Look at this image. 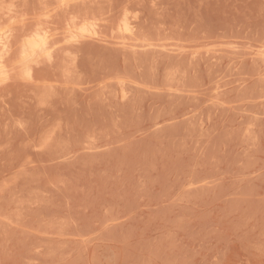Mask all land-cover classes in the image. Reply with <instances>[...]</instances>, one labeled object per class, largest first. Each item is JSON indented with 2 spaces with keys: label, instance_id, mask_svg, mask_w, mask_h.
<instances>
[{
  "label": "rangeland",
  "instance_id": "rangeland-1",
  "mask_svg": "<svg viewBox=\"0 0 264 264\" xmlns=\"http://www.w3.org/2000/svg\"><path fill=\"white\" fill-rule=\"evenodd\" d=\"M75 1L0 0V264H264V0Z\"/></svg>",
  "mask_w": 264,
  "mask_h": 264
},
{
  "label": "bare ground",
  "instance_id": "bare-ground-1",
  "mask_svg": "<svg viewBox=\"0 0 264 264\" xmlns=\"http://www.w3.org/2000/svg\"><path fill=\"white\" fill-rule=\"evenodd\" d=\"M46 1V0H45ZM88 0H86V2H87ZM30 2V1H29ZM58 2V1H57ZM82 2V1H81ZM83 3H84V1H83ZM57 4V3H56ZM84 5V4H83ZM82 5V6H83ZM90 6H91V4H90ZM89 6V7H90ZM31 7V6H30ZM47 7V6H46ZM51 7V6H50ZM77 7H81V5L79 6V4H77V2L75 1V0H62V2H61V5H60V8H59V10L61 11V13L62 14H71V13H73L74 12V10L77 8ZM16 8V7H15ZM1 9V8H0ZM54 9V8H53ZM2 10V9H1ZM111 10H112V8H111ZM5 11H6V9H5ZM16 11V10H15ZM32 11V10H31ZM4 12V11H3ZM7 12V11H6ZM12 13L11 11H8V13ZM107 12V11H106ZM7 13V14H8ZM18 13V12H17ZM53 13V12H52ZM60 13V12H59ZM111 13V12H110ZM5 14V13H4ZM3 14V15H4ZM48 14V13H47ZM112 14V13H111ZM9 15V14H8ZM25 15V14H24ZM29 15V14H28ZM36 15V14H35ZM53 15V14H52ZM59 15H61V14H59ZM12 16H14V15H12ZM12 16H10V17H12ZM22 16H23V14H22ZM27 16V15H26ZM34 16V15H33ZM36 16H38V15H36ZM78 16V15H77ZM100 16V15H99ZM112 16V15H111ZM9 17V16H8ZM28 17V16H27ZM32 17V16H31ZM81 17V16H80ZM101 17V16H100ZM4 18V17H3ZM20 18V17H19ZM24 17H22V19H23ZM33 18V17H32ZM50 18V17H49ZM72 19H71V21H68L67 23H65V25L63 26V30H62V34H63V38L64 39H66V40H77V38H79V37H82L83 35H80L79 36V33H81V32H83V29L85 28L86 29V27H84V28H82V30H80V27H78V25H77V20H75L74 18H73V16L71 17ZM82 18V17H81ZM2 18H1V16H0V20H1ZM35 19H37V18H35ZM148 19V18H147ZM27 19H23V21H24V23H25V25L22 23V21H17V22H21L22 23V26H21V28H16L15 30L16 31H12V32H10L9 34H3V35H0V77H2V75L3 74H7V73H5L6 71L5 70H7V69H5L6 67L8 68L9 66L7 65V63L9 62L8 60L10 59V60H14V57L12 58L11 56H13L14 54L17 56L18 54L17 53H19V59L17 58L16 60H14L15 62H16V65H14V66H17V67H19V66H24V67H27L26 68V72L25 73H29V71H31V73H33L32 72V70H30L31 68H32V64H33V62L35 61V60H37V57H38V55H39V57H41V55L40 54H43V53H45L48 49H49V46L51 45V46H57V44L54 42V44L52 43V44H50L49 45V43H51L55 38H53V33L51 34L52 35V38H53V40L50 42V37H48L47 35L48 34H46V29H45V27H44V25L42 24L43 22H41V21H39L38 20V22H37V24L36 25H38L37 26V28H33L32 29V27L31 28H28V26H27V24H29L28 22H31V21H27V22H25ZM41 20V19H40ZM45 20V19H44ZM43 20V21H44ZM111 21H112V19H111ZM125 21V20H124ZM2 22V21H1ZM14 22V21H13ZM36 22V21H35ZM35 22L33 23V21L31 22V24L33 23V24H35ZM105 22V21H104ZM130 22H132V21H130ZM2 23H5V22H2ZM20 23V24H21ZM27 23V24H26ZM46 23V22H45ZM125 23V25H124V27L122 28L124 31L125 30H127V31H129V34L130 35H134L136 32L134 31V29L132 28V27H130V25H132L131 23H130V25H129V23H128V21H125L124 22ZM123 23V24H124ZM19 24V25H20ZM99 24V23H98ZM108 24V23H107ZM136 24V23H135ZM1 25V24H0ZM2 25H4V24H2ZM30 25V24H29ZM46 25V24H45ZM63 25V24H62ZM61 25V26H62ZM5 26V25H4ZM18 26V24H16V27ZM35 26V25H34ZM83 26H84V24H83ZM82 26V27H83ZM97 26V25H96ZM102 26V25H101ZM111 26V25H110ZM116 26V25H115ZM133 26V25H132ZM1 27V26H0ZM15 27V26H14ZM30 27V26H29ZM98 27V26H97ZM100 27V26H99ZM106 27V26H105ZM108 27V26H107ZM6 28V27H5ZM5 28H4V30H5ZM116 28V27H115ZM145 28V27H144ZM89 29H91V28H89ZM88 29V30H89ZM2 30V29H1ZM3 30V31H4ZM8 30V29H7ZM14 30V29H13ZM54 31H56V30H54ZM85 31V30H84ZM91 31V30H90ZM92 31H94L93 30V28H92ZM99 32H100V28H99V30H98ZM98 31H97V33H98ZM105 31V30H104ZM126 31V32H127ZM76 32H77V34H76ZM95 32V31H94ZM50 33V32H49ZM103 34V33H102ZM57 35V34H56ZM101 35V34H100ZM21 36H25L24 37V41H23V37H21ZM61 37V36H60ZM100 37V36H99ZM19 38H21L22 39V41L20 42V40H18ZM57 39V38H56ZM55 39V40H56ZM122 39H126V37L124 36V37H122ZM54 40V41H55ZM59 40V39H58ZM58 40H56V42L58 41ZM17 41H19L20 43L18 44L17 43ZM80 39L78 40V44L80 43ZM23 42V43H22ZM77 44V45H78ZM115 44V43H114ZM125 44V43H124ZM81 45V44H80ZM116 45V44H115ZM15 46V47H14ZM66 46V45H65ZM64 47V46H63ZM123 47V46H122ZM58 48H60L59 46H58ZM13 49H15V51L14 52H12V50ZM51 50L53 49L52 47L50 48ZM55 49V48H54ZM63 49V48H62ZM81 49H82V47H81ZM60 50V49H59ZM73 50V49H72ZM75 50H77V49H75ZM55 51V50H54ZM70 51V50H69ZM49 52V51H48ZM53 51H51V54H53L52 53ZM13 53V54H12ZM14 55V56H15ZM45 55V54H44ZM54 55H55V53H54ZM46 56H47V52H46ZM46 56H44V57H46ZM50 55L48 54V56L47 57H49ZM56 57H57V55H55ZM55 56H52L51 55V59L53 60V58L52 57H55ZM77 57V56H76ZM46 59V58H45ZM17 60H18V62H17ZM40 60V59H39ZM41 60H43V59H41ZM52 60H51V62H52ZM13 61V62H14ZM58 61V60H57ZM56 61V62H57ZM12 62V61H11ZM10 62V63H11ZM15 62H14V64H15ZM42 63H43V61H41ZM46 62V61H45ZM55 62V63H56ZM77 62V61H76ZM47 63V62H46ZM50 63V62H49ZM39 64V63H38ZM53 64V63H52ZM58 64H59V61H58ZM57 64V65H58ZM67 64V63H66ZM54 66H55V64H53ZM56 65V66H57ZM14 69L16 68V67H13ZM22 69V68H21ZM24 70L23 71H19V72H24ZM28 71V72H27ZM66 71V70H65ZM15 72V71H14ZM18 73V72H17ZM31 73H29L30 75H31ZM23 74V73H22ZM9 75V74H8ZM24 75V74H23ZM30 75H27V76H30ZM10 76H11V74H10ZM9 76V77H10ZM25 76V75H24ZM24 76H23V78H24ZM73 76V75H72ZM81 76V75H80ZM9 77H7V79H9ZM13 77V76H12ZM16 77V76H15ZM22 77V76H21ZM11 78V77H10ZM26 78V77H25ZM24 78V79H25ZM5 79V78H4ZM30 79V78H29ZM31 80V79H30ZM33 80V79H32ZM73 80V79H72ZM70 83V82H69ZM49 90V89H48Z\"/></svg>",
  "mask_w": 264,
  "mask_h": 264
}]
</instances>
